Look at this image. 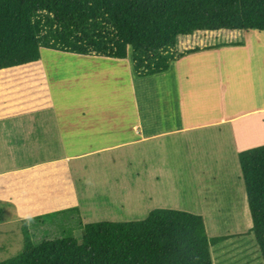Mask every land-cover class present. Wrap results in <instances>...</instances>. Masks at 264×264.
Instances as JSON below:
<instances>
[{
    "label": "rangeland",
    "instance_id": "1",
    "mask_svg": "<svg viewBox=\"0 0 264 264\" xmlns=\"http://www.w3.org/2000/svg\"><path fill=\"white\" fill-rule=\"evenodd\" d=\"M243 31L240 30L242 34L246 32ZM224 32L227 31H199L191 36L183 35L175 51L180 53L196 47L202 49V46H217L225 41L229 43L228 45L243 42L242 35L239 37L232 32L227 33L230 37L226 38ZM254 46H264V43L256 42ZM94 58L96 56L43 50L42 61L33 63L39 65H33L35 72H31L29 79L33 77L40 79L38 72L46 70L49 90L55 104L61 105L62 101L65 107H73L75 103L76 107L89 108V102L85 99L90 87L96 85H106L114 91L112 102H122L118 92L126 89L121 87L122 82L118 74L126 77L127 74L136 73L131 58L123 61V64L115 63L117 65H105L103 61ZM111 74L113 75L109 78L108 75ZM27 75L24 70L0 73V121L11 119L10 116L14 113L32 106L35 89H31L34 84H30ZM106 80L111 84L102 83ZM194 84L202 87L199 82ZM44 90L47 91L45 88ZM133 96L134 104L137 106L136 90ZM10 123L0 122V129L8 139L6 144L16 143L21 153L25 147L19 139L20 132L16 135L8 131ZM243 135L244 132H241L240 138ZM256 140L262 141V138L257 136ZM169 142L171 149L165 163L151 162L149 150L148 158L144 162H138L139 157L135 159L134 157L139 151L136 153L133 148L124 157V162L121 160L122 164H116V161H111L110 164L101 160L99 163L92 161V164L81 159L74 161L72 169L75 189L72 188L71 191L78 201L71 206L70 203L73 202H68L66 203L68 207L60 210L55 208L66 205H58L55 197L60 193L62 183L70 184L69 172L66 171L64 163L61 167L60 164H54L47 166L48 169L39 168L42 176L40 173L37 174L45 180V183L39 185H36L26 172L0 176V209L3 210L0 219V263L23 252L24 221H27L32 239L38 245L45 240L66 236L82 241L84 236L82 224L143 220L154 209L170 208L203 215L210 237L232 236L231 239L211 248L214 264H264L255 234L251 232L253 219L239 163L240 153L232 156L231 152L225 150L215 158L213 152L206 154L204 147L193 148L194 144L185 145V139L179 141L172 139ZM254 147L239 148V152ZM137 149L140 150L139 147ZM33 150L34 148H29L26 152L30 154ZM16 151L13 152L17 158L10 160L11 162L28 160L26 153L25 156L19 157ZM199 151L206 154L204 162L199 160L197 155ZM102 155L106 154L98 156ZM7 165L8 161L0 162V171ZM17 167L24 168L26 165L18 163ZM147 168L152 169L146 174ZM47 172L51 174L50 177L44 175ZM102 174L106 177H101ZM63 179L65 181L61 182ZM47 184L51 185L49 192H45L48 189ZM15 195L16 204L10 201ZM42 212L47 213L41 214Z\"/></svg>",
    "mask_w": 264,
    "mask_h": 264
},
{
    "label": "trees",
    "instance_id": "2",
    "mask_svg": "<svg viewBox=\"0 0 264 264\" xmlns=\"http://www.w3.org/2000/svg\"><path fill=\"white\" fill-rule=\"evenodd\" d=\"M219 30L264 32V0H0V70L39 62L51 50L131 58L138 75L152 76L202 50L176 52L181 36ZM239 163L264 259V145L241 151ZM82 226V241L37 245L24 221L23 252L0 264H214L211 248L232 237H210L203 215L170 208Z\"/></svg>",
    "mask_w": 264,
    "mask_h": 264
},
{
    "label": "crops",
    "instance_id": "3",
    "mask_svg": "<svg viewBox=\"0 0 264 264\" xmlns=\"http://www.w3.org/2000/svg\"><path fill=\"white\" fill-rule=\"evenodd\" d=\"M223 31H227L224 32L226 38L230 37L227 33L232 32L239 37L242 35L243 42L241 45H228L225 41L217 46H202L200 52L180 59L177 57L165 73L140 76L134 71L135 74H127L126 77L119 73L120 81L125 84L121 87L126 89L118 92L122 102H112L114 91L106 85H96L90 87L85 99L89 108L76 107L75 103L73 107H65L62 101L61 105L55 104L46 70L38 72L40 79H29L35 68L33 65L40 62L0 70V73L24 70L30 84H34L31 89H35L32 106L5 120L11 122L8 131L16 135L20 132L24 150L19 153L16 143L6 144L8 139L0 129V162L8 161L0 176L26 172L39 185L45 183L39 168L54 164L61 167L64 163L70 184L62 183V189L55 197L58 205H66L55 208L60 210L68 207V202H73L71 206L78 201L71 191L75 189L72 163L78 159L88 164L92 161L99 163L100 160L122 164L121 160L124 162V157L133 148L136 153L139 151L134 157H139L138 162L148 158L149 150L151 162L165 163L171 149L169 140L172 139H185L184 144H194L193 148L204 147L206 154L213 152L215 158L225 150L237 156L239 148L264 145V46L254 47L256 42L264 43V32L243 31L242 34L240 30ZM94 59L103 61L105 65L123 64L125 61L105 57ZM112 75H108L109 78ZM195 82L201 83L202 87L195 86ZM102 83L111 84L108 80ZM135 90L137 106L134 104ZM241 132L244 135L240 138ZM257 136L262 141H257ZM29 148H34L30 154L26 152ZM13 151L18 152L19 157L26 153L28 160L11 162L17 158ZM102 153L106 155L98 156ZM206 154L198 152L200 162L205 161ZM18 163L26 167L18 168ZM151 169L147 168L146 174ZM44 175L51 176L49 172ZM101 177L106 176L102 174ZM47 185L45 192L51 188L50 184ZM16 198L17 195L10 201L16 204Z\"/></svg>",
    "mask_w": 264,
    "mask_h": 264
},
{
    "label": "bare ground",
    "instance_id": "4",
    "mask_svg": "<svg viewBox=\"0 0 264 264\" xmlns=\"http://www.w3.org/2000/svg\"><path fill=\"white\" fill-rule=\"evenodd\" d=\"M252 38H254V36H252ZM251 39V38H250ZM255 41V40H254ZM255 47V46H254ZM229 50V49H228ZM229 51H231V49L229 50ZM236 51V50H235ZM262 52V51H261ZM232 53H234V51L232 52Z\"/></svg>",
    "mask_w": 264,
    "mask_h": 264
}]
</instances>
